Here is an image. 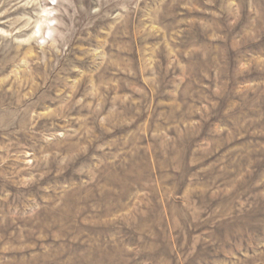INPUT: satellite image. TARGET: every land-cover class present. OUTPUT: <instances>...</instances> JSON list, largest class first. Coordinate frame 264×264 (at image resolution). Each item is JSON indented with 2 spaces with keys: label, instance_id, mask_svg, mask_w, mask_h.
<instances>
[{
  "label": "rangeland",
  "instance_id": "obj_1",
  "mask_svg": "<svg viewBox=\"0 0 264 264\" xmlns=\"http://www.w3.org/2000/svg\"><path fill=\"white\" fill-rule=\"evenodd\" d=\"M0 264H264V0H0Z\"/></svg>",
  "mask_w": 264,
  "mask_h": 264
}]
</instances>
